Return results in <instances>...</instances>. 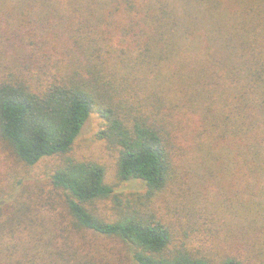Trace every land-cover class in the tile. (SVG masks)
Returning a JSON list of instances; mask_svg holds the SVG:
<instances>
[{
	"label": "trees",
	"instance_id": "trees-1",
	"mask_svg": "<svg viewBox=\"0 0 264 264\" xmlns=\"http://www.w3.org/2000/svg\"><path fill=\"white\" fill-rule=\"evenodd\" d=\"M27 33L35 66L0 69V140L29 166L62 159L53 195L26 186L0 221V264H246L199 255L149 206L180 181L176 156L194 140L203 170L245 178L223 205L241 207L244 233L229 235L264 256V0H0V54ZM92 113L118 180L143 183L140 206L123 203L102 163L68 156ZM110 197L119 211L105 218L93 204Z\"/></svg>",
	"mask_w": 264,
	"mask_h": 264
},
{
	"label": "rangeland",
	"instance_id": "rangeland-1",
	"mask_svg": "<svg viewBox=\"0 0 264 264\" xmlns=\"http://www.w3.org/2000/svg\"><path fill=\"white\" fill-rule=\"evenodd\" d=\"M14 2L17 3V0ZM21 35L22 40H18V43L14 42L12 50L4 49L6 53L0 54V69L6 62V64L10 63L9 60L22 61L24 64L35 66V62L27 57L29 50L25 47V43L34 49L36 44L32 42H36V39L30 33ZM56 60H51L49 66ZM103 126L104 119L100 114L92 113L68 156L77 160H95L102 163L106 168L105 182L115 186L117 196L123 203H134L140 206L137 197L146 193V189L143 183L138 181L120 182L118 180L117 151L106 140L98 137V132ZM196 133V130L191 132L193 136ZM196 146L194 140L191 144L188 143L184 148L179 149L176 156L177 163L174 166L178 165L182 178L175 183H172V180L167 189L165 188L152 199L149 206L165 223L173 226L177 237H182V229L187 230L190 237L188 245L191 244L190 246L199 255L206 256L215 263H219L226 254H232L245 259L246 264H264V256L254 258L252 252L245 253L240 240L229 235L234 230L230 226L238 224L241 225V233H244L246 223L241 207L237 206L235 210L225 208L223 205L230 200V203L236 204L235 193L238 187L244 188L245 178L242 176L232 180L225 171L222 174L219 172L211 174L209 166L203 170L200 161L196 159L198 157ZM61 159V156L47 157L39 164L29 166L13 155L5 142L0 140V221L6 219L12 212L16 201L28 200L19 195L26 186L34 190V193L39 192L43 198L53 195L49 187V174L61 162ZM221 168L223 166L218 165V167H211V170L215 172L214 170ZM181 169L186 171L185 175L182 174ZM112 201L111 197L101 199L93 204V208L97 214L105 218H113L119 208ZM206 203L209 205V210L206 208ZM212 210L215 213L214 220L211 219L212 215L208 214ZM235 212L237 215L234 214ZM223 234H226V237H223ZM215 235H218L219 239H215ZM100 242L106 244L107 248L111 245L117 248L121 246L115 238L105 239L104 242L100 239Z\"/></svg>",
	"mask_w": 264,
	"mask_h": 264
}]
</instances>
